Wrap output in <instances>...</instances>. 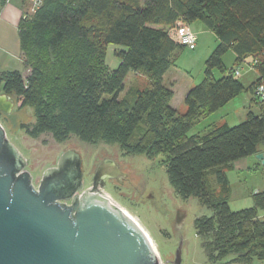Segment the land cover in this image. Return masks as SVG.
Segmentation results:
<instances>
[{
	"label": "trees",
	"instance_id": "16d2710c",
	"mask_svg": "<svg viewBox=\"0 0 264 264\" xmlns=\"http://www.w3.org/2000/svg\"><path fill=\"white\" fill-rule=\"evenodd\" d=\"M39 1L32 13L22 9L18 27L27 73H0V94L17 100L18 110L32 109L34 121L20 128L32 139L47 134L63 143L76 137L150 160L167 154L164 167L173 191L182 199L196 198L211 212L193 222L206 260L264 264V190L252 194L251 207L232 211L230 183L220 170L264 149V95L261 100L254 95L264 87V0ZM178 19L201 22L218 40L202 80L185 95L182 114L172 107L173 91L163 83L185 49L168 35ZM110 47L119 60L114 69L105 62ZM227 51L235 55V66L254 69L255 82L244 87L235 69L224 67ZM129 73L149 81L133 102L119 99ZM242 92L258 114L249 109L235 126H206L207 132L188 135ZM211 170H216L217 194L208 189Z\"/></svg>",
	"mask_w": 264,
	"mask_h": 264
},
{
	"label": "rangeland",
	"instance_id": "374dc122",
	"mask_svg": "<svg viewBox=\"0 0 264 264\" xmlns=\"http://www.w3.org/2000/svg\"><path fill=\"white\" fill-rule=\"evenodd\" d=\"M23 6L25 9L34 8L32 0H24ZM24 8H21V0H7L4 7L1 6L0 0V73L11 70H16L23 76L27 73L21 60L18 35V27L23 15L22 9ZM196 23L201 24L199 21ZM210 35L212 36L209 39L204 35L201 37V47L198 53L185 50L180 55V58L182 57L181 66L184 70L176 72L178 83L173 88L175 92L173 104L179 113L183 112L181 110L184 108L181 90L190 82L195 86L202 80L205 61V59L202 61V58L209 54L210 48H213L214 36L213 34ZM113 50L114 48L110 47L105 58L106 64L111 69L116 68L119 63L117 57L113 56ZM222 62L227 70L230 68L241 69L240 75H236L240 80L248 79L245 74V67L243 65L235 66V57L231 51L224 54ZM173 73L175 70L170 68L163 77V83L168 87V78ZM214 73L216 77L220 76L217 70ZM148 86L147 78L136 73H129L124 81V89L119 94V99L133 102L136 91L143 90ZM104 97L110 96L104 95ZM12 99L14 107L9 115L2 114L4 120L0 119V123L5 129L7 138L27 159L26 170L32 175V184L35 187L40 181L42 173L55 166L57 158L66 149L78 152L82 158L83 169L87 175L84 180L85 186L89 185V178L95 165L104 158L110 159L116 168L125 173L126 176L123 178L121 189H118L114 194L107 192L142 226L150 237L156 252L160 255L162 263L170 264L166 260L172 261L177 249H180V264H210L206 260L195 235L193 222L199 216H210L211 212L201 205L196 198L182 199L173 191L164 167L168 158L167 154L158 155L154 160H150L143 155H124L116 146L102 142L87 144L79 141L76 137H71L63 143H56L47 134L32 139L20 128V124L34 121L32 109L18 110L19 103L14 98ZM240 99L235 98L218 114L210 115L208 119L196 123L188 135L207 132L206 126L208 124L212 126L215 124L213 122H217L221 118H224L231 126L242 122L248 109L242 110ZM251 109L256 111L258 107L253 105ZM229 168L226 166L220 170L226 171ZM216 170H211L206 174L208 189L213 194H217L219 191L215 181ZM227 173H229L231 181L229 208L232 211H237L251 207L253 205L252 194L256 190L261 191L264 188V169L239 170L237 167L235 171H228ZM176 212L186 213L180 230H176ZM231 258L232 256H228L225 260L229 261Z\"/></svg>",
	"mask_w": 264,
	"mask_h": 264
},
{
	"label": "water",
	"instance_id": "95a60500",
	"mask_svg": "<svg viewBox=\"0 0 264 264\" xmlns=\"http://www.w3.org/2000/svg\"><path fill=\"white\" fill-rule=\"evenodd\" d=\"M13 107V99L0 94V112L9 115ZM254 158L264 165V150ZM26 160L0 123V264H163L140 225L107 191L84 190L78 152L64 150L36 187ZM185 215L176 212V230ZM166 262L180 264V249Z\"/></svg>",
	"mask_w": 264,
	"mask_h": 264
},
{
	"label": "crops",
	"instance_id": "0c3cea01",
	"mask_svg": "<svg viewBox=\"0 0 264 264\" xmlns=\"http://www.w3.org/2000/svg\"><path fill=\"white\" fill-rule=\"evenodd\" d=\"M5 1V4L7 3V0H4ZM4 4V5H5ZM4 5H3V7H4ZM24 0H21V8H24ZM25 9V8H24ZM28 9H29V12L30 13H32L34 10H32V9H30L29 7H28ZM202 24V23H201ZM201 24H198V23H196V22H194V23H192V24H189V28H190V30L194 33V34H196L197 35V41H196V44H195V46L193 47V48H187V47H185V49L182 51V54L185 52V50L187 51V52H191V51H193V52H195V53H198V51L200 50V47H201V37L204 35L206 38H211L210 36H212V35H210V34H213L212 32H210L209 30H207L203 25H201ZM213 36H214V40H213V48H210V50H209V54L212 52V50L214 49V47L217 45V43H218V40H217V38H216V36L213 34ZM203 52V51H202ZM209 54H206V56H204L202 59V61H204V59L206 60V58L209 56ZM181 55V54H180ZM180 55H179V57L176 59V61H175V64H174V66L173 67H171V69H173V70H175V73H173L169 78H168V85H169V87H170V89L173 91V97H172V99H171V105H172V107L174 108V109H176L177 111H179L175 106H174V104H173V98H174V94H175V92H174V90H173V88L177 85V83H178V80H177V76H176V72H180V70H184V69H182L183 67L181 66V64H182V57L180 58ZM203 55V54H202ZM234 55V54H233ZM183 56V55H182ZM234 57H235V55H234ZM181 60V61H180ZM205 62V61H204ZM244 67H245V69H246V72H245V74L248 76V79L247 80H240L238 77V80L242 83V85L244 86V87H248L249 85H251L253 82H255L256 81V79H257V77H258V75H257V73L254 71V69L253 68H251V67H249V66H246V65H244V64H242ZM241 65V66H242ZM203 68H204V63H203ZM186 69H188V68H186ZM235 70H238V76L240 75V71H241V69H237V68H234ZM169 71V70H168ZM167 71V72H168ZM189 71V70H188ZM187 71V72H188ZM166 72V73H167ZM165 73V74H166ZM164 74V75H165ZM164 77V76H163ZM193 87V84L190 82L189 84H186L185 86H184V88L181 90V99H182V101H183V104H184V98H185V95L187 94V92L189 91V89H191ZM235 98H241L240 99V102H241V104H242V110H244V111H246V109H250V110H252L251 109V107L249 106V100H250V95L248 94V93H245V92H242L240 95H238L237 97H235ZM234 98V99H235ZM234 99L233 100H231L230 102H228L224 107H222L221 109H219L218 111H216V112H214V113H212L211 115L213 116V115H215V114H218V112H220V110H223L224 108H226V106H228L229 104H231L233 101H234ZM247 110V111H248ZM181 111H183V112H180L181 114L182 113H184L185 111H186V107H185V105H184V108H182V110ZM253 111V110H252ZM254 113H256V114H258V110H256V111H253ZM247 113V112H246ZM210 116V115H209ZM209 116H208V118H209ZM208 118H206V119H208ZM213 123H215V124H213L212 126H211V124H208L207 126H211V127H213V126H215V125H219V124H223V123H226L227 125H229V126H231L230 124H228V122L224 119V118H221L220 120H218L217 122H213ZM234 126V125H233ZM200 134V133H199ZM261 150H264L263 148L261 149ZM230 168L228 169V170H226V171H223L224 172V174H225V176L227 177V179H228V181H229V183L231 182L230 181V177H229V173H227L228 171H235L236 170V168L237 167H239V170H242V169H246V170H249V169H264V165H262V164H260V162L259 161H257L255 158H254V156L253 157H250V158H244V159H240V160H238V161H236V162H234L233 164H232V166H229ZM233 169H232V168ZM231 185V184H230ZM263 190H264V188H263ZM256 191H258V190H256ZM255 191V192H256Z\"/></svg>",
	"mask_w": 264,
	"mask_h": 264
},
{
	"label": "flooded vegetation",
	"instance_id": "af4514ba",
	"mask_svg": "<svg viewBox=\"0 0 264 264\" xmlns=\"http://www.w3.org/2000/svg\"><path fill=\"white\" fill-rule=\"evenodd\" d=\"M82 172H83V181H84L87 175L85 174V170L83 169V160H82ZM122 178L123 177L119 176L117 169L116 172L112 170V167L110 165V160H103L95 165L93 172L89 178L90 179L89 185L88 186L84 185V190L95 187L96 190H98V193L100 192L103 195L104 193H106V191L114 194V192L118 191V189H121L123 185ZM108 196L111 198L110 195Z\"/></svg>",
	"mask_w": 264,
	"mask_h": 264
},
{
	"label": "built area",
	"instance_id": "2783aa9c",
	"mask_svg": "<svg viewBox=\"0 0 264 264\" xmlns=\"http://www.w3.org/2000/svg\"><path fill=\"white\" fill-rule=\"evenodd\" d=\"M32 2L34 5V8L32 10H34L39 5L40 1L32 0ZM168 35L173 42L187 48H193L197 41V35L194 34L190 30L189 25L181 19H178L174 23V25L168 29ZM234 73L237 75L238 70H235ZM254 95L260 100L263 99L264 87L263 86L257 87L254 91Z\"/></svg>",
	"mask_w": 264,
	"mask_h": 264
},
{
	"label": "bare ground",
	"instance_id": "6f19581e",
	"mask_svg": "<svg viewBox=\"0 0 264 264\" xmlns=\"http://www.w3.org/2000/svg\"><path fill=\"white\" fill-rule=\"evenodd\" d=\"M130 215V214H129ZM131 216V215H130ZM133 217V216H132ZM135 219V218H134ZM136 220V219H135ZM137 222V221H136ZM138 223V222H137ZM139 224V223H138ZM140 225V224H139ZM140 227L142 228V226L140 225ZM143 229V228H142ZM144 231V229H143ZM145 232V231H144ZM146 233V232H145ZM146 235L148 236V234L146 233ZM148 238L150 239V237L148 236ZM151 240V239H150ZM152 242V241H151Z\"/></svg>",
	"mask_w": 264,
	"mask_h": 264
}]
</instances>
